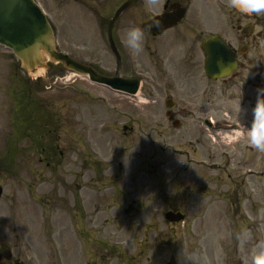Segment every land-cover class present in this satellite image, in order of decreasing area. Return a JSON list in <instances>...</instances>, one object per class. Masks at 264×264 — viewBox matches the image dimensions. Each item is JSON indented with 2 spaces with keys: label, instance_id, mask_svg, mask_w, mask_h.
<instances>
[{
  "label": "rangeland",
  "instance_id": "1",
  "mask_svg": "<svg viewBox=\"0 0 264 264\" xmlns=\"http://www.w3.org/2000/svg\"><path fill=\"white\" fill-rule=\"evenodd\" d=\"M38 1L62 49L78 50L82 59L83 50L110 48L92 0ZM105 65L115 71L112 55ZM149 86L145 81L140 97L129 96L56 68L34 84L0 45V259L255 264L264 252V152L249 139L254 109L241 112L237 99L213 93L211 84L204 111L199 96L175 98L195 110L190 119L176 115L181 123L175 127L165 114V95L155 101ZM27 90L52 128L46 140L59 146L52 164L28 140L12 164L1 161L17 132L16 99ZM217 123L236 133L220 132ZM232 123L237 128H228ZM169 210L183 212L185 220L168 221Z\"/></svg>",
  "mask_w": 264,
  "mask_h": 264
},
{
  "label": "flooded vegetation",
  "instance_id": "2",
  "mask_svg": "<svg viewBox=\"0 0 264 264\" xmlns=\"http://www.w3.org/2000/svg\"><path fill=\"white\" fill-rule=\"evenodd\" d=\"M91 3V8L106 22L110 48L102 52L94 47L83 50L86 55L82 59L103 66L112 55L123 76H142L143 88L145 81L150 84V98L158 101L165 95V114L169 119H176V115L190 119L195 114L194 106L175 98L199 96L198 109L204 111L211 100L206 99L212 91L211 84L215 86L213 93L227 95L228 101L237 99L241 112L264 101V13L238 11L229 7L230 0H92ZM153 19L161 20V26H152ZM128 27H140L145 33L142 50L135 55L121 40ZM212 36L220 37L215 50L220 53L224 44L226 59L232 62L228 75L216 79L210 78L205 70V46ZM77 51L72 54L79 57ZM106 53L103 60L95 58ZM104 68L112 72L109 65ZM213 100L219 105L227 102ZM233 106L230 109L235 112Z\"/></svg>",
  "mask_w": 264,
  "mask_h": 264
},
{
  "label": "water",
  "instance_id": "3",
  "mask_svg": "<svg viewBox=\"0 0 264 264\" xmlns=\"http://www.w3.org/2000/svg\"><path fill=\"white\" fill-rule=\"evenodd\" d=\"M216 40L217 37L211 38L206 45L209 55L206 70L211 77L229 73L231 66L226 60V49L220 53L214 49ZM0 45L13 51L21 70L34 84L47 80L54 68H61L130 94L138 93L141 87L138 77H123L119 73L108 75L60 50L55 28L37 0H0ZM2 192L0 186V196ZM166 217L181 221L184 215L169 211ZM0 264L9 263L0 260Z\"/></svg>",
  "mask_w": 264,
  "mask_h": 264
},
{
  "label": "clouds",
  "instance_id": "4",
  "mask_svg": "<svg viewBox=\"0 0 264 264\" xmlns=\"http://www.w3.org/2000/svg\"><path fill=\"white\" fill-rule=\"evenodd\" d=\"M229 7L247 14L264 13V0H230ZM161 20L153 19L152 26L160 27ZM144 30L140 27H128L121 34V40L133 55L142 50ZM251 146L264 152V101L258 102L253 111V124L249 133ZM255 264H264V252L255 259Z\"/></svg>",
  "mask_w": 264,
  "mask_h": 264
},
{
  "label": "trees",
  "instance_id": "5",
  "mask_svg": "<svg viewBox=\"0 0 264 264\" xmlns=\"http://www.w3.org/2000/svg\"><path fill=\"white\" fill-rule=\"evenodd\" d=\"M19 112L17 113L16 126L19 132L17 140H21L23 137H31L35 141V147L40 150V153L51 160L59 155L58 146L55 144L54 140L47 143L45 140L46 133H51L52 128L50 123L47 121L46 114L42 109V106L34 101L31 95L24 98L23 102L19 105ZM15 147L7 152L4 159L6 161L11 160L14 156ZM13 155V156H12Z\"/></svg>",
  "mask_w": 264,
  "mask_h": 264
},
{
  "label": "bare ground",
  "instance_id": "6",
  "mask_svg": "<svg viewBox=\"0 0 264 264\" xmlns=\"http://www.w3.org/2000/svg\"><path fill=\"white\" fill-rule=\"evenodd\" d=\"M139 96V95H138ZM220 132H223V133H236L234 131H220Z\"/></svg>",
  "mask_w": 264,
  "mask_h": 264
}]
</instances>
